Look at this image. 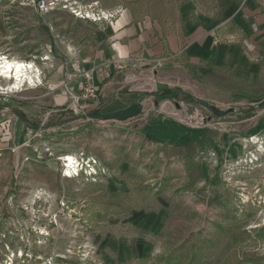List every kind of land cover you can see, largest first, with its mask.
Returning a JSON list of instances; mask_svg holds the SVG:
<instances>
[{"label":"rangeland","instance_id":"rangeland-1","mask_svg":"<svg viewBox=\"0 0 264 264\" xmlns=\"http://www.w3.org/2000/svg\"><path fill=\"white\" fill-rule=\"evenodd\" d=\"M38 1L0 0V56L43 73L40 86L24 84L15 94L0 77V107L23 97L25 107H9V114L31 120L14 134L20 140L0 151V264H264V72L256 84L221 71L203 78L251 103L229 106L235 111L221 118L171 95L138 100L142 120H89L100 103L128 100L99 93L97 106L77 113L62 88L70 54L89 46L104 22L101 10L120 6L138 20L166 23L176 19L179 0H48L47 14L37 12ZM58 70L63 82L55 89L47 79ZM128 86L137 94L154 89ZM189 92L202 99L195 88ZM198 107L206 119L199 128L213 133L208 145L175 149L142 135L157 112L181 123L179 115ZM34 123L43 130L38 137L27 132L36 131ZM82 153L92 173L80 168L63 177L58 160Z\"/></svg>","mask_w":264,"mask_h":264},{"label":"crops","instance_id":"crops-1","mask_svg":"<svg viewBox=\"0 0 264 264\" xmlns=\"http://www.w3.org/2000/svg\"><path fill=\"white\" fill-rule=\"evenodd\" d=\"M107 13H114L113 17L105 18ZM101 14L104 22L85 41L89 46L77 48L70 55L73 69L80 66L93 70L94 83L103 97L109 93L133 94L130 83L143 88L161 83L187 93L195 88L203 94V100L225 108L251 104L239 92L215 89L203 78L221 71L231 78L245 77L249 84L259 82L264 72V0H179L176 19L166 23L156 18L138 20L120 6L112 12L101 10ZM58 73L47 79L55 89L63 82L62 72ZM14 98L17 102L12 101V106L8 101L5 109L0 107V151L23 125L9 114V107H25L23 97ZM58 98L61 96L55 98L52 107L62 103L63 98L57 102ZM166 112H157L143 127L142 135L150 142L175 149L192 145L201 148L212 142V132L178 123L165 116Z\"/></svg>","mask_w":264,"mask_h":264},{"label":"built area","instance_id":"built-area-1","mask_svg":"<svg viewBox=\"0 0 264 264\" xmlns=\"http://www.w3.org/2000/svg\"><path fill=\"white\" fill-rule=\"evenodd\" d=\"M53 4L51 2H48V0H40L36 4V10L40 14H47L51 10V6ZM95 17V15H93ZM87 19L88 16H85L84 18L82 17L81 19ZM32 63V62H31ZM32 65H34L32 63ZM28 67V66H27ZM31 71V76H32V82L30 85V88L33 87H38L42 84V79H43V73L42 71L36 67V65L33 66ZM93 70L89 69L86 70L80 66L75 67L74 69L72 68L69 73L65 76V80L63 83L62 88L65 90L68 98H69V106L70 109H73L77 113H84L85 111L88 110V107L92 105L97 106L98 105V100H99V91L97 90V87L94 83L93 80ZM164 105V103L161 104ZM67 106V105H66ZM69 108V107H67ZM178 113V111H177ZM175 113V116H178L179 113ZM147 113H145V109L143 108L142 113L135 117L139 118V120H142L145 118ZM182 117V119L179 118V120L192 127H202L205 125V117L202 114V109L200 107L194 108L190 114L185 113L184 115H179ZM133 118V119H135ZM130 121V120H129ZM41 126L44 125V121L40 124ZM42 127L37 129L36 131H32L31 129L28 130V135L31 137H38L42 133ZM66 157V156H65ZM70 157L74 158L75 161V170H71L72 173L71 175H68L65 172V168L63 165H66L62 162V160H58L62 162V175L65 178H70L72 176H76L80 172V168L84 170L85 173L91 174L93 166L90 165L88 162L87 158L84 157V154H79V156L76 157V155H70ZM62 158V157H61ZM60 158V159H61ZM85 165V167H84ZM77 171V172H74Z\"/></svg>","mask_w":264,"mask_h":264},{"label":"water","instance_id":"water-1","mask_svg":"<svg viewBox=\"0 0 264 264\" xmlns=\"http://www.w3.org/2000/svg\"><path fill=\"white\" fill-rule=\"evenodd\" d=\"M162 91H171L178 95H182L186 93L180 87H171L167 84L158 83L155 84L154 89L152 91L147 92V96L156 98ZM198 104L203 109H205L206 111H208L217 118L224 117L235 111V109L232 107L226 110H221L203 99H198ZM142 110H143V103L141 101H137L135 103H132L126 108L109 113H101L100 110L94 109L87 114V118L89 120L126 122L128 120H131L139 116L142 113Z\"/></svg>","mask_w":264,"mask_h":264},{"label":"bare ground","instance_id":"bare-ground-1","mask_svg":"<svg viewBox=\"0 0 264 264\" xmlns=\"http://www.w3.org/2000/svg\"><path fill=\"white\" fill-rule=\"evenodd\" d=\"M29 68H33L32 63L17 61L13 59L9 60L4 56H0V77L9 81L7 85V91L9 90L8 92L13 93V90L19 91L18 89L20 87H23L24 84L32 82V69ZM73 159L70 156L63 157L62 159V162L66 164L63 165V167L65 168V172H67L68 175H71V170H75L76 168L75 161L73 162Z\"/></svg>","mask_w":264,"mask_h":264},{"label":"trees","instance_id":"trees-1","mask_svg":"<svg viewBox=\"0 0 264 264\" xmlns=\"http://www.w3.org/2000/svg\"><path fill=\"white\" fill-rule=\"evenodd\" d=\"M174 96V97H181L182 100H185L187 102H191V103H194V104H198V99L195 98L194 96H192L190 93H185V94H182V95H178V94H175L171 91H162L158 97H161V98H167L168 96ZM148 97L147 96V92H144V93H133L131 95H128V100H126L125 103L123 104H118L116 106H110L108 105L107 103H100L99 106L96 108L98 110H100L101 113H109V112H114V111H117V110H120V109H123V108H126L128 107L129 105H131L132 103H135L137 102L138 100H141V99H144ZM156 99V98H154ZM157 101V100H156ZM157 103V102H156ZM261 105V104H260ZM16 116L18 117V119L23 122L24 124H29L31 122V120H29L25 114H23L22 112H19L17 111L16 112ZM32 125V124H30ZM34 128L37 130L40 128V125H38V123H34Z\"/></svg>","mask_w":264,"mask_h":264}]
</instances>
